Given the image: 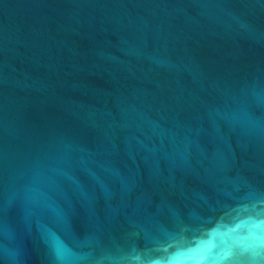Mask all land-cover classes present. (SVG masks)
<instances>
[{
	"label": "water",
	"instance_id": "1",
	"mask_svg": "<svg viewBox=\"0 0 264 264\" xmlns=\"http://www.w3.org/2000/svg\"><path fill=\"white\" fill-rule=\"evenodd\" d=\"M0 264H264V0H0Z\"/></svg>",
	"mask_w": 264,
	"mask_h": 264
}]
</instances>
